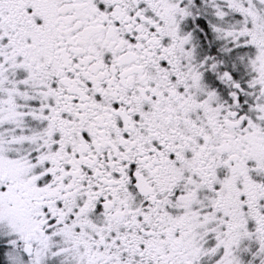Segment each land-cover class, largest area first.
<instances>
[{
	"label": "snow or ice",
	"instance_id": "6c2138e0",
	"mask_svg": "<svg viewBox=\"0 0 264 264\" xmlns=\"http://www.w3.org/2000/svg\"><path fill=\"white\" fill-rule=\"evenodd\" d=\"M0 264H264V0H0Z\"/></svg>",
	"mask_w": 264,
	"mask_h": 264
}]
</instances>
